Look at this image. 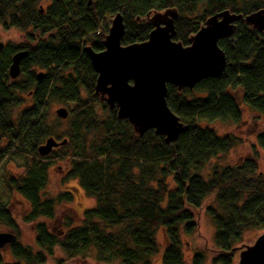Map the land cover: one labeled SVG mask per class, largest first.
Returning a JSON list of instances; mask_svg holds the SVG:
<instances>
[{"label": "trees", "instance_id": "16d2710c", "mask_svg": "<svg viewBox=\"0 0 264 264\" xmlns=\"http://www.w3.org/2000/svg\"><path fill=\"white\" fill-rule=\"evenodd\" d=\"M200 5L201 16L191 18ZM171 8L178 13L172 40L187 46L207 17L224 10L244 17L263 10L264 0H0V26L31 31L26 44L0 50V163L22 159L23 174L6 176L4 187L28 203L23 221L34 223L38 249L18 242L19 227L0 204V225L16 238L8 245L12 260L6 262L0 250V264H45L55 248L67 261L92 257L101 264H152L159 230L166 240L160 264H184L182 236L196 233L201 210L214 228L211 263L235 264L234 248L244 233L264 230V174H256L254 158L214 170L207 180L199 175L239 142L201 123L239 125L240 104L264 118V32L236 22L232 36L217 43L226 59L220 77L180 91L166 85L167 107L186 127L173 143L153 130L136 135L127 120L116 118V107L110 109L95 93L96 73L85 48L103 50L114 15L122 17L120 44L126 46L147 40L152 29L147 13ZM22 50L27 55L12 80L7 67ZM22 94L31 96L32 105L16 113ZM51 103L71 105L67 118H50ZM48 138L66 143L41 157L37 148ZM255 142L264 150V131ZM56 158L69 159L66 179L76 180L95 201L78 226L66 217L67 230L57 234L42 221L53 219L56 206L71 199L66 191L43 195L46 171ZM190 264H204L203 255L195 254Z\"/></svg>", "mask_w": 264, "mask_h": 264}, {"label": "water", "instance_id": "95a60500", "mask_svg": "<svg viewBox=\"0 0 264 264\" xmlns=\"http://www.w3.org/2000/svg\"><path fill=\"white\" fill-rule=\"evenodd\" d=\"M177 16L176 9L172 8L147 13L145 20L152 26L147 40L122 46L124 24L117 13L104 36L103 50L95 52L85 48L96 73L94 90L100 101L110 109L116 107V118L127 120L136 135L153 130L165 143L175 142L186 128L167 107L166 85L180 91L192 89L202 80L220 77L226 59L217 43L232 36L236 22L242 21L251 29L264 32V9L244 17L224 10L207 17L189 38V44L183 46L172 40ZM3 46L0 42V50ZM26 55L27 51L22 50L11 56L7 67L10 79L18 78L19 64ZM41 77L39 73L38 78ZM67 115L63 107L55 110L59 119H66ZM65 143V140L56 142L48 138L37 148V153L43 157ZM15 240L11 233H0V250ZM234 251L237 253L235 264H264V232L252 244H242Z\"/></svg>", "mask_w": 264, "mask_h": 264}, {"label": "rangeland", "instance_id": "374dc122", "mask_svg": "<svg viewBox=\"0 0 264 264\" xmlns=\"http://www.w3.org/2000/svg\"><path fill=\"white\" fill-rule=\"evenodd\" d=\"M48 2H43L45 7ZM204 6L200 5L191 18H198L203 12ZM27 33H31L30 30ZM27 33L20 32L14 29L4 30L0 26V42L7 46H21L28 42ZM23 104L16 109V113L21 110L29 108L32 105V98L30 95L22 94ZM63 107L67 111L70 110L71 105L51 103L48 108L50 118H54L55 110ZM242 113V122L239 125H232L228 123L212 122L201 123L200 126L212 129L217 136L233 135L238 138V144L226 155H221L216 159H212L199 172V175L207 180L211 173L216 170L220 171L224 168L233 167L241 163L245 159L254 158L256 164V174H264V150L256 146V135L264 131V118L259 114L253 112L248 107L240 104ZM64 120V119H63ZM65 127L63 123L62 128ZM57 142V141H56ZM4 143H1L3 146ZM58 147L52 149L57 151ZM52 164L47 169V185L43 192L45 197H53L59 192H69L71 199L67 203L58 204L55 209L54 218L51 220H42L48 230L53 233H64L67 229L63 225L64 219L69 217L72 220V227L78 226L83 219V212L86 209L92 208L95 204L94 199L88 197L83 190L78 186L77 181L73 179H66V172L68 169L69 159H55L51 160ZM24 172L23 162L21 158H13L9 160L4 158L0 163V204H3L10 211L16 224L19 227L20 234L18 242L23 246H29L34 252L38 249L35 246V232L34 223L28 224L23 221V216L28 212V203L17 193L9 194L4 187V179L8 175L18 176ZM172 188V185H171ZM195 221L198 225V230L191 236H182V256L184 264H190L191 258L195 254H202L204 264H212L213 258L212 250L214 246V228L211 225L208 217L203 210L198 213ZM263 231H256L254 229L247 230L243 235V240L240 245H250L253 240L263 233ZM0 233H12V231L3 225H0ZM156 242L159 246V252L154 256L152 264H160V257L163 249L166 247V240L162 230L156 234ZM239 245V246H240ZM3 259L10 262L11 256L8 246L1 249ZM59 260H64L63 264H101L93 260L92 257L76 258L67 261L60 249L55 248L52 258H48L45 264H58Z\"/></svg>", "mask_w": 264, "mask_h": 264}]
</instances>
